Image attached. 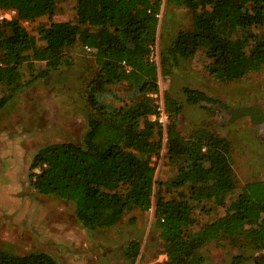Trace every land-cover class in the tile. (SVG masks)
<instances>
[{"label":"trees","instance_id":"obj_1","mask_svg":"<svg viewBox=\"0 0 264 264\" xmlns=\"http://www.w3.org/2000/svg\"><path fill=\"white\" fill-rule=\"evenodd\" d=\"M193 11L191 28L180 30L160 45L159 61L151 60L160 44L162 5ZM56 0H0V9H15L0 19V110L14 97L20 64L33 68L46 62L40 76L73 64L72 50L81 43L95 48L98 72L88 82L92 109L80 143L42 147L31 165V184L43 195H54L75 207L81 224L92 231L115 227L134 209H154V226L164 242L167 259L153 264H204L200 249L224 237L243 239L264 248V179L246 182L238 193L232 143L205 127L189 136L179 131L183 106L165 97L170 121L166 127L151 119L160 92L159 75L171 74L182 59L199 52L206 68L222 83L237 81L264 67V0H76L74 17L51 21L32 34L24 21L51 17ZM36 76L35 78H37ZM188 104L210 102L199 89L184 87ZM166 135V141L164 137ZM166 148L177 167L169 180L156 177L152 156ZM38 168V171L35 169ZM214 200L224 213L200 223L196 207ZM141 242L125 248L128 264H136ZM243 257L235 256L233 264ZM0 264H61L50 252L14 254L0 248Z\"/></svg>","mask_w":264,"mask_h":264},{"label":"rangeland","instance_id":"obj_2","mask_svg":"<svg viewBox=\"0 0 264 264\" xmlns=\"http://www.w3.org/2000/svg\"><path fill=\"white\" fill-rule=\"evenodd\" d=\"M76 0H56L51 17L24 21L28 30L38 35L51 21L74 17ZM162 39L167 45L180 30L194 22L193 11L186 7L162 5ZM251 32H264V25ZM73 64L40 76L46 62L33 68L20 64L23 86L14 89V97L0 110V248L27 254L46 251L61 264H128L125 248L131 239L141 242L136 264H153L167 259L164 242L154 226V209H134L125 214L115 227L104 231L85 228L75 207L54 195L40 194L31 184V165L35 154L44 146L61 142L80 143L88 128L92 109L87 100L88 82L98 72L93 53L81 43L72 50ZM38 76L37 78H35ZM160 92L183 106L178 117L179 131L189 136L194 129L205 127L227 137L238 188L249 181L264 179V67L261 71L227 83L216 81L206 68V57L199 52L190 60L182 59L169 75H159ZM204 91L210 102L188 104L184 87ZM8 85H0V97L9 94ZM152 119V118H151ZM166 141V135L164 142ZM166 148L152 156L156 177L169 180L177 173ZM38 171V168L35 169ZM200 223L211 222L224 213L216 201L204 200L196 207ZM244 240L222 238L200 249L204 264H264V248L247 246Z\"/></svg>","mask_w":264,"mask_h":264},{"label":"built area","instance_id":"obj_3","mask_svg":"<svg viewBox=\"0 0 264 264\" xmlns=\"http://www.w3.org/2000/svg\"><path fill=\"white\" fill-rule=\"evenodd\" d=\"M165 1V0H164ZM17 15V11L15 9H0V19H12ZM159 17L162 15L159 14ZM86 51L90 53H94L96 51L95 48H92L90 46H85ZM151 60L159 61V49L158 45L152 47L151 52ZM157 107L156 112L151 116L153 121L158 122L162 126L166 127L170 121V114L166 109L165 99L162 95H157Z\"/></svg>","mask_w":264,"mask_h":264},{"label":"crops","instance_id":"obj_4","mask_svg":"<svg viewBox=\"0 0 264 264\" xmlns=\"http://www.w3.org/2000/svg\"><path fill=\"white\" fill-rule=\"evenodd\" d=\"M3 209L0 208V211H2ZM81 223V222H80Z\"/></svg>","mask_w":264,"mask_h":264}]
</instances>
